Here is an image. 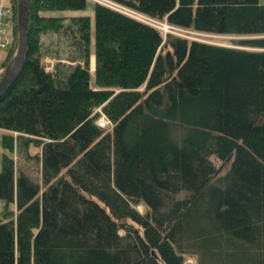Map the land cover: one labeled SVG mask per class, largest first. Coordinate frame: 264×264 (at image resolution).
<instances>
[{
  "label": "trees",
  "instance_id": "obj_1",
  "mask_svg": "<svg viewBox=\"0 0 264 264\" xmlns=\"http://www.w3.org/2000/svg\"><path fill=\"white\" fill-rule=\"evenodd\" d=\"M27 1L0 129L4 149L11 133L39 148L41 182L3 154L0 200L16 213L0 215V264H264V51L162 35L88 0ZM110 1L178 29L264 35L259 0ZM49 33L67 61L51 72Z\"/></svg>",
  "mask_w": 264,
  "mask_h": 264
},
{
  "label": "rangeland",
  "instance_id": "obj_2",
  "mask_svg": "<svg viewBox=\"0 0 264 264\" xmlns=\"http://www.w3.org/2000/svg\"><path fill=\"white\" fill-rule=\"evenodd\" d=\"M6 1V0H5ZM10 2V10L12 13V28H10V26L8 27L9 30H12V38H11V43H10V49H9V54L7 57L6 62L13 56L14 52H15V48H16V40H17V31H16V0H9ZM13 1L15 6L13 5ZM91 3H94L93 1H90ZM113 2V1H111ZM260 4H264V0H259ZM112 8H114L115 10L122 12V13H126L127 15H132L133 16V12L128 9L125 8L124 6H121L120 4H117L115 2H113ZM6 10V8L4 9ZM90 17H91V29L93 30V13L90 10ZM9 17L7 16H3L1 18V23L3 25L7 24L9 22ZM155 21V20H154ZM151 24H153L154 28L157 29L158 31L161 32L162 35H165L167 33H170L172 35H176V36H180L183 38H187L189 40H199V41H204L207 43H212V44H216L219 46H223V47H228V48H233V49H240V50H247V51H264L263 48H258L257 46H254L253 43H251L250 40H255L258 38H262L264 37V35H231V36H227V35H210V34H205V33H197L191 30H184V29H173L174 27H171L169 25H167L165 22H161V21H155L152 22ZM43 54L44 56L42 57V63L45 66L46 71L51 72L53 69V66L55 63L57 62H67L64 57H65V50H66V46H65V40L56 34H52L49 33V35L43 36ZM56 51L62 53L60 54L62 57L61 59H55L53 56V53H55ZM48 53V54H47ZM51 54V55H50ZM51 56V57H50ZM5 51L2 50L0 52V63L2 62V60H5ZM3 60V61H4ZM5 62V63H6ZM93 62H94V57H91V69L93 68ZM89 69V73L92 75V70ZM92 86L93 83H91ZM101 118V117H100ZM100 118H98L96 121L98 122H102L105 124L106 123L104 120H101ZM100 119V120H99ZM4 131L2 129H0V171L2 168V156L3 154H6L8 156H10V158L13 160V164L15 165V169L16 170H21L23 171L25 174L28 175V177L35 183H40L41 182V177H40V173H39V168H40V164H39V160H38V155H39V148L37 147H33L31 145H26L27 142L21 137L19 139H16V137H18V135H16L15 133H11L12 136L14 137L12 140V145L13 148L11 150H7L3 148L2 145V137H3ZM136 208L140 211V212H144L145 208L142 204H139L136 206ZM7 210H5V203H3V201L0 200V215L5 211V212H11L12 215H15L16 213V208L14 203H11L8 205V207L6 208ZM184 264H197L196 260L194 257L192 256H185L184 257Z\"/></svg>",
  "mask_w": 264,
  "mask_h": 264
},
{
  "label": "water",
  "instance_id": "obj_3",
  "mask_svg": "<svg viewBox=\"0 0 264 264\" xmlns=\"http://www.w3.org/2000/svg\"><path fill=\"white\" fill-rule=\"evenodd\" d=\"M29 21V7L27 0H16V31L17 40L13 56L5 66L0 78V98L17 80L26 60L27 55V26Z\"/></svg>",
  "mask_w": 264,
  "mask_h": 264
},
{
  "label": "built area",
  "instance_id": "obj_4",
  "mask_svg": "<svg viewBox=\"0 0 264 264\" xmlns=\"http://www.w3.org/2000/svg\"><path fill=\"white\" fill-rule=\"evenodd\" d=\"M90 1L102 4V5L107 6L109 8H112V5H113V2H111L110 0H90ZM5 8H6V10H4ZM112 9H114V8H112ZM132 12H133V16L132 15H128V16L133 17V18H135V19H137V20H139V21H141V22H143V23H145L147 25L154 26L153 24H151L152 22H155L153 19H151L149 17H146L144 15H141V14H139L137 12H134V11H132ZM3 16H7V17L11 18L10 4L8 3L7 0L6 1L5 0H0V52L2 50L6 51V50L9 49L10 43H11V38H12L10 30L8 28L10 26V24H11V21H9L7 24L3 25L1 23V18ZM3 69L4 68L2 67V65H0V76L3 73ZM100 119L104 120V121L106 120L105 121L106 126L108 125L109 122L104 116H102ZM95 123L100 128H104L105 127V124L102 123V122H99V121L97 122L96 121Z\"/></svg>",
  "mask_w": 264,
  "mask_h": 264
}]
</instances>
